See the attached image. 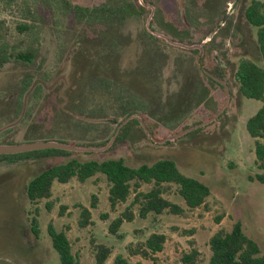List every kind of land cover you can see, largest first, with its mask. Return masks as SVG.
Instances as JSON below:
<instances>
[{
    "label": "rangeland",
    "instance_id": "1",
    "mask_svg": "<svg viewBox=\"0 0 264 264\" xmlns=\"http://www.w3.org/2000/svg\"><path fill=\"white\" fill-rule=\"evenodd\" d=\"M60 1L0 0V28L8 43H29L16 25L30 17L39 29L31 61L12 57L0 64V144L52 140L77 148L69 156L0 159V264H60L49 225L65 230L79 264H95L99 244L111 249L105 264L118 254L129 264H188L181 257L193 250L191 263L207 264L211 235L237 221L264 253V183L255 179L264 171L255 166L254 139L245 128L262 102L241 95L235 77L241 59L263 64L256 27L243 14L251 0H64L66 9ZM139 2L141 11L124 20L117 13L81 20L75 10L117 11ZM185 6L196 32L191 37L179 18ZM168 27L182 30L185 39L179 42ZM213 31L219 36L206 42ZM202 68L226 89L204 78ZM194 124L200 128L185 132ZM71 158L122 159L132 167L171 159L182 173L208 185L210 194L189 209L171 185L164 197L183 213L140 217L138 204H131L134 193L111 209L108 183L97 174L82 183L55 181L48 199L30 202V179ZM84 207L90 222L80 227ZM126 210L133 219L110 233V222ZM151 233L165 236L161 251L147 257L130 252Z\"/></svg>",
    "mask_w": 264,
    "mask_h": 264
},
{
    "label": "trees",
    "instance_id": "2",
    "mask_svg": "<svg viewBox=\"0 0 264 264\" xmlns=\"http://www.w3.org/2000/svg\"><path fill=\"white\" fill-rule=\"evenodd\" d=\"M59 3L64 9L70 7L67 1L61 0L57 4ZM126 6L118 7L117 11L111 7L88 9L81 6H77L75 10L77 17L81 20L96 21L111 18L116 13L124 20L127 15L138 12L135 5L127 4ZM244 15L247 21L256 27V39L263 64L259 65L249 59H242L238 64L235 77L241 95L262 102L258 110L246 120L245 128L250 137L254 139L255 166L258 170L264 171V2L253 0L245 9ZM29 19L31 22H21L16 25V29L30 39L25 47H20L18 43H8L0 28V64L12 57L21 61H31L35 57L39 29L35 17ZM132 109H137V104L132 105L130 110ZM70 154L72 151L68 149L51 148L0 155V159L15 162L48 155L69 156ZM97 174H102L108 183L110 208L114 209L117 204L125 202L128 196L134 193L131 204H138L140 217H145L150 212L155 214L165 211L172 214L183 213V208L164 197L171 185L175 186L176 193L189 209L203 205L210 194L208 185L182 173L171 159H160L152 164L132 167L122 159L80 161L71 158L65 162L48 166L32 177L26 186V196L30 202L48 199L51 196L53 182L67 183L74 178L82 183ZM255 179L264 183L263 174H257ZM142 184H151V187L146 191L139 190ZM90 206L94 208L95 203L92 202ZM81 215L82 218L78 225L85 227L90 222V210L84 207ZM132 219V212L126 210L110 222L109 232L115 234L123 221L128 222ZM32 223L35 227V218L32 219ZM33 229L36 233V228ZM47 231L60 264H79L71 250L65 230L56 231L49 225ZM164 241L163 234L151 233L140 246L130 252L147 257L151 253L161 251ZM208 244L211 254L207 264H264V253L261 252L259 244L245 234L238 221L229 231L221 228L215 231L209 238ZM196 253L193 250L191 254L183 255L181 261L192 264ZM110 254L111 249L108 246L99 244L95 252V264H105ZM113 264H129V262L126 257L118 254L114 257ZM134 264L144 263L137 261Z\"/></svg>",
    "mask_w": 264,
    "mask_h": 264
},
{
    "label": "flooded vegetation",
    "instance_id": "3",
    "mask_svg": "<svg viewBox=\"0 0 264 264\" xmlns=\"http://www.w3.org/2000/svg\"><path fill=\"white\" fill-rule=\"evenodd\" d=\"M253 0H251L250 1V3L252 2ZM258 1H261V2H264V1H262V0H258ZM140 3V2H139ZM250 3L245 7V9L250 5ZM129 4H131V3H129ZM134 5V4H133ZM141 6H142V4L140 3L139 4V6H135L139 11H141ZM185 8H186V6H185ZM219 9H221V7H219ZM245 9H244V11H245ZM137 10V11H138ZM184 10V9H183ZM186 10H187V8H186ZM183 12V11H182ZM180 13H181V11L179 12V15H180ZM186 13H190V10H187L186 12H185V14H181L180 16H179V18H181V19H183V23H184V25H185V28L190 32L189 34H187V35H189L190 37H191V34H196V32L195 33H193L192 31H193V29L191 28V27H193L194 25H192V23L189 21V17H186ZM243 14H244V12H243ZM199 16V15H198ZM244 17H245V15H244ZM246 19V18H245ZM187 20V21H186ZM246 21H247V19H246ZM248 22V21H247ZM195 23V22H194ZM249 23V22H248ZM196 24H199V23H196ZM250 24V23H249ZM253 26V25H252ZM220 27V29L222 28L221 26H219ZM194 28V27H193ZM168 29L169 30H171V31H174L175 33H171L169 30H167V32L169 33V34H171L174 38H177V40L179 41V42H182V40H181V38H184L185 39V36H182V35H184V34H186V33H184L182 30H176L177 28H175V27H168ZM219 29V30H220ZM180 34H181V36H180ZM216 32H214L213 31V33L212 34H210V38H208V40L206 41V42H209V41H211L212 40V37H213V35H215V37H218V36H216ZM189 36H187V37H189ZM184 48H186V46H183ZM199 59V58H198ZM242 60V59H241ZM240 60V61H241ZM239 61V62H240ZM239 64V63H238ZM238 67V66H237ZM236 70H237V68H236ZM201 71H202V76H204V78H207V79H209L210 80V82H212V83H214V84H216V85H218L219 87H221V85L222 86H224V84L221 82V78H219L218 79V77H217V75H212V74H210L209 73V71H207V70H205L204 68H202L201 69ZM236 72V71H235ZM237 80V79H236ZM224 89H226L225 88V86H224ZM222 109V108H221ZM220 111V110H219ZM219 111L217 112V114L219 113ZM126 116H128V115H126ZM132 116L130 115V116H128L127 117V119L128 118H131ZM126 119V120H127ZM126 120H124V121H126ZM133 120V119H132ZM128 122V121H127ZM206 126V125H205ZM197 127L198 128H200L199 127V124H194V125H192V126H189V127H187V128H185V132H191V131H195L196 129H197ZM204 127V126H203ZM144 129H146L145 127H143ZM147 130V129H146ZM147 132V134L150 136V138H153V134L151 135L150 134V132H149V130L148 131H146ZM34 142V141H33ZM68 145V144H67ZM71 146V145H70ZM68 150H70V149H68ZM28 152V151H27ZM21 153H23V152H21ZM11 154H14V153H11ZM0 155H5V154H0Z\"/></svg>",
    "mask_w": 264,
    "mask_h": 264
},
{
    "label": "water",
    "instance_id": "4",
    "mask_svg": "<svg viewBox=\"0 0 264 264\" xmlns=\"http://www.w3.org/2000/svg\"><path fill=\"white\" fill-rule=\"evenodd\" d=\"M77 149L73 146L56 142V141H34V142H23V143H14V144H0V154H11V153H21L32 150L40 149Z\"/></svg>",
    "mask_w": 264,
    "mask_h": 264
}]
</instances>
